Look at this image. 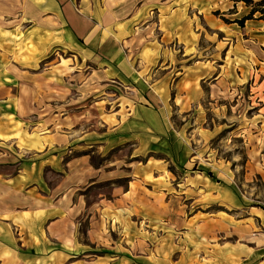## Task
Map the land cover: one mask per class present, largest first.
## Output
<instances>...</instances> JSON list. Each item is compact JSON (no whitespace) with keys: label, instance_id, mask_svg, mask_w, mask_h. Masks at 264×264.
Instances as JSON below:
<instances>
[{"label":"crops","instance_id":"0c3cea01","mask_svg":"<svg viewBox=\"0 0 264 264\" xmlns=\"http://www.w3.org/2000/svg\"><path fill=\"white\" fill-rule=\"evenodd\" d=\"M122 2L0 0V264H151L149 251L158 248L151 223L160 232L164 226L156 218L166 216L169 200L194 202L199 194L212 200L219 191L229 192L210 179L202 188L192 182L194 150L174 126L173 108L199 100L201 93L193 84L185 90L196 74L160 43L183 37L194 16L210 22L207 10L215 1L164 0L154 6L142 0L125 17L118 9ZM215 20L225 36L220 31L228 26ZM240 34L239 56L258 58L260 71L264 19H249ZM220 49L227 53L229 47ZM70 60L73 72L90 68L82 87L97 90L113 82L124 89L112 91L117 98L110 121L101 116L96 127L80 131L64 112L30 129L20 116L32 112L38 94L33 100L35 91L27 89L38 88L39 77ZM207 74L202 70L200 76ZM259 75L251 80L263 95ZM8 164L14 172L1 170ZM252 208L264 219V207ZM256 239L262 243L256 245V264H264V236ZM138 248L146 254L135 257L131 250Z\"/></svg>","mask_w":264,"mask_h":264},{"label":"rangeland","instance_id":"374dc122","mask_svg":"<svg viewBox=\"0 0 264 264\" xmlns=\"http://www.w3.org/2000/svg\"><path fill=\"white\" fill-rule=\"evenodd\" d=\"M141 1L123 0L118 8L120 14H124L123 17L133 14ZM163 1L150 0L154 6ZM214 1L215 5L209 11L203 8L211 14L210 22L203 15L194 16L193 22L186 16L190 20V31L183 37L160 43L168 52L183 59L184 70L196 74L195 82L188 80L185 90H191L193 84L201 93L199 100L192 103L188 98L173 108L174 126L181 129L194 150L192 160L195 162L191 169L196 180L192 182L194 186L198 182L202 188L204 179H210L216 186L218 182L220 187L224 184L229 192L219 191V197L212 200H207L205 194H199V199L194 202L190 197H183L182 201L169 200L166 216L156 218L164 226L160 232L153 221L151 223L150 235L155 236L151 240L158 245V248L152 245L149 251L151 264H256L259 260L256 245L262 243L255 238L264 236V219L259 221L250 210L255 212L254 206L264 207V91L262 95L251 75L254 74L255 78L259 73V79L264 78V68L256 70L263 65L256 57L239 56L240 33L248 20L241 26L222 18H240L250 8L244 2ZM229 4L233 7L228 9ZM216 17L228 26L220 31L225 36L219 33ZM153 19L158 21V15L154 14ZM213 40L220 42L219 47L213 44ZM226 44L229 47L227 53L220 49ZM255 47L259 50L261 44ZM262 47L264 49V42ZM189 54H195V57L190 58ZM261 54L263 57L259 54L258 57L264 62V52ZM68 63L72 61H64L47 75L39 77L38 88L27 89L31 95L32 90L35 91L33 100L38 94L35 105H30L32 112L20 116L28 121L29 128L36 130L33 125L39 120L55 114L61 117L64 112L70 115L71 127L76 126L80 131L96 127L101 116L110 121L109 114L115 111L117 98L111 95L112 91L123 93L124 89L113 82L108 85L103 82L102 89L97 90L88 84L82 87L81 83H87L84 80H88L86 75L90 68L82 67L73 72ZM242 66H247V71ZM202 70L208 72L203 78L200 76ZM96 81L103 80L96 78ZM176 81L177 78H173L171 84ZM113 121H116L115 116ZM41 128H46L45 124ZM10 165L1 167V170L14 172ZM168 168L179 175L172 162ZM186 186L183 188L191 187ZM159 235L161 242H157ZM131 252L135 257L146 254L139 248ZM129 256L135 258L131 253Z\"/></svg>","mask_w":264,"mask_h":264},{"label":"trees","instance_id":"16d2710c","mask_svg":"<svg viewBox=\"0 0 264 264\" xmlns=\"http://www.w3.org/2000/svg\"><path fill=\"white\" fill-rule=\"evenodd\" d=\"M233 1L235 2V4H237L238 2H244L246 6L250 8V10L247 14L243 15L240 18L229 19L226 18L225 16H222L224 21L229 23L236 22L241 26H244L245 22L249 19H256V18L264 19V0H233Z\"/></svg>","mask_w":264,"mask_h":264}]
</instances>
